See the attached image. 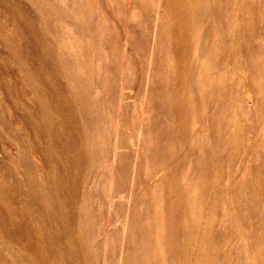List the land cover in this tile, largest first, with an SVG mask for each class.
<instances>
[{
  "label": "rangeland",
  "instance_id": "374dc122",
  "mask_svg": "<svg viewBox=\"0 0 264 264\" xmlns=\"http://www.w3.org/2000/svg\"><path fill=\"white\" fill-rule=\"evenodd\" d=\"M0 264H264V0H0Z\"/></svg>",
  "mask_w": 264,
  "mask_h": 264
},
{
  "label": "bare ground",
  "instance_id": "6f19581e",
  "mask_svg": "<svg viewBox=\"0 0 264 264\" xmlns=\"http://www.w3.org/2000/svg\"><path fill=\"white\" fill-rule=\"evenodd\" d=\"M27 86V85H26ZM10 162V161H9Z\"/></svg>",
  "mask_w": 264,
  "mask_h": 264
}]
</instances>
